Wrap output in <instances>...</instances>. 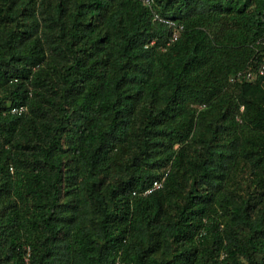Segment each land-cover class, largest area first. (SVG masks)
Returning <instances> with one entry per match:
<instances>
[{"label":"trees","instance_id":"16d2710c","mask_svg":"<svg viewBox=\"0 0 264 264\" xmlns=\"http://www.w3.org/2000/svg\"><path fill=\"white\" fill-rule=\"evenodd\" d=\"M154 8L0 0V264H264V0Z\"/></svg>","mask_w":264,"mask_h":264},{"label":"built area","instance_id":"2783aa9c","mask_svg":"<svg viewBox=\"0 0 264 264\" xmlns=\"http://www.w3.org/2000/svg\"><path fill=\"white\" fill-rule=\"evenodd\" d=\"M145 3L151 8L152 15L155 20L164 23L170 27L177 28L176 31H174L173 35L171 36L170 42L176 40L179 37V31L183 29V25L178 24V22L175 19L165 17L161 15L156 8H154L155 0H144ZM238 79L246 80L248 82H255L260 78H264V61L261 62L257 68L255 69H248V70H242L237 73ZM28 111V106L26 104H19V105H13L10 108V112L17 115H22ZM167 176V173L164 174L161 178L155 179L152 183V185L145 190V194L148 195L155 191L156 189H159L163 186L164 180ZM114 264H127L124 260L121 258H118Z\"/></svg>","mask_w":264,"mask_h":264}]
</instances>
